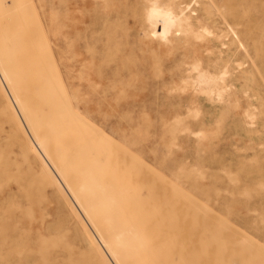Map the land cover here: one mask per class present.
<instances>
[{
  "label": "rangeland",
  "instance_id": "obj_1",
  "mask_svg": "<svg viewBox=\"0 0 264 264\" xmlns=\"http://www.w3.org/2000/svg\"><path fill=\"white\" fill-rule=\"evenodd\" d=\"M110 1L119 10L112 9V23L104 25L99 11L86 15V0H62L58 42L59 0H0V37L13 42L9 49L23 82L50 108L54 105L52 113L69 128L75 148L100 159L104 182L162 215L168 264H239L234 258L240 264H264V0H217L213 8L200 0L202 12L210 10L221 23L198 43L203 68H228L232 88L246 92L241 103L228 107L202 100L191 107V90L174 97L177 84L169 78L164 82L166 69L151 54L131 52L124 41L111 40L120 35L112 26L117 19L137 36L141 16L134 10L141 4L144 12L145 4ZM248 27L249 39L242 34ZM61 64L86 101L60 105L52 96ZM188 75L194 79L196 72ZM190 107L201 114L189 115ZM177 111L179 119H173ZM207 112L213 113L209 119ZM10 133L8 124H0V190L11 188L8 204L18 205L25 231L31 218L37 221L43 238L40 264L50 262L49 251L55 255L51 264H96L84 256L87 244L75 233L63 199L34 176L35 169L18 165V143Z\"/></svg>",
  "mask_w": 264,
  "mask_h": 264
},
{
  "label": "bare ground",
  "instance_id": "obj_2",
  "mask_svg": "<svg viewBox=\"0 0 264 264\" xmlns=\"http://www.w3.org/2000/svg\"><path fill=\"white\" fill-rule=\"evenodd\" d=\"M141 1L145 4L144 12L140 10L141 4L139 7L135 6L134 10L135 17L141 16L137 36L132 37L131 28L117 19L112 26L120 29V35L118 33L116 39L111 37L112 41H124L131 52L151 54L155 62L166 69L162 76L164 82L169 78L170 83L174 81L177 84L175 92L178 93L174 97L192 91L189 99L191 107L199 106L198 100L228 107L238 105L246 98V92L232 88L234 85L230 81L228 68L221 72L205 71L204 60L198 53L200 39L213 36L214 30L220 28L221 23L218 24L217 21L219 17L210 10L204 14L200 0ZM216 1L207 0V8L216 7ZM59 2L56 17L58 42L62 38V0ZM5 5L7 10L8 5ZM192 6L198 8L193 9ZM83 7L88 16L99 11L104 25L112 23V9L119 10L118 4H113L110 0H86ZM197 11L200 14H195ZM71 17L68 16L70 19ZM84 17L82 14L83 22ZM207 20H211L210 26L206 24ZM225 25H228V21ZM242 34L249 39V27ZM221 42L220 46L224 44ZM13 45L12 41L7 42L0 37V124L11 127L10 139L12 143H18V165H25L27 171L35 169L34 176L50 186L57 199H63L73 217L75 233L80 234L87 244L85 257L91 256L96 264H168L166 222L162 215L150 212L137 204V199L123 196L122 191L115 190L111 183L104 182L105 176L100 174V159L91 156L94 155L90 154L92 151L88 154L79 146L75 148L76 145L70 139L69 128H65L63 120L57 122L52 113L54 105L50 108L51 103L43 102L38 92L31 91L23 82L9 49ZM61 68L62 64L56 71L57 85L52 95L57 103L65 105L86 101L85 95L80 94L79 88H74L69 81L70 72H64ZM91 69L89 66V71ZM191 71L196 72L194 79L188 75ZM91 81L92 78H87V83ZM142 99L144 97L138 98ZM191 107L188 109L189 115L201 114V109ZM212 114L207 112V119ZM178 116L177 111L173 119H179ZM17 189L20 191L21 186L17 185ZM13 197L11 188L0 190V259L3 258L5 264H40L42 256L38 247L41 248L43 240L41 230L36 226L37 221L31 218L25 231L26 223L19 212L16 213L18 205L8 204ZM49 252L46 263L50 261L48 264H51L55 255L53 251ZM234 260L240 264V261Z\"/></svg>",
  "mask_w": 264,
  "mask_h": 264
}]
</instances>
